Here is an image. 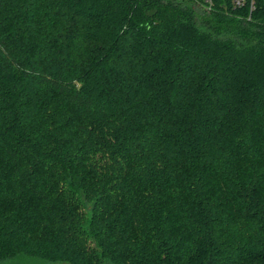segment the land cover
Masks as SVG:
<instances>
[{"label": "trees", "instance_id": "1", "mask_svg": "<svg viewBox=\"0 0 264 264\" xmlns=\"http://www.w3.org/2000/svg\"><path fill=\"white\" fill-rule=\"evenodd\" d=\"M0 0V264H264V0Z\"/></svg>", "mask_w": 264, "mask_h": 264}, {"label": "rangeland", "instance_id": "2", "mask_svg": "<svg viewBox=\"0 0 264 264\" xmlns=\"http://www.w3.org/2000/svg\"><path fill=\"white\" fill-rule=\"evenodd\" d=\"M12 264H64V263H55L40 258L26 256L15 260L14 262H12Z\"/></svg>", "mask_w": 264, "mask_h": 264}, {"label": "built area", "instance_id": "3", "mask_svg": "<svg viewBox=\"0 0 264 264\" xmlns=\"http://www.w3.org/2000/svg\"><path fill=\"white\" fill-rule=\"evenodd\" d=\"M204 1H205L206 3H208L207 6H209V4L211 3V0H204ZM246 1H247V0H233L234 5H235V6H238V7L243 6V5L245 4ZM248 1H249V4H248V6H249V10L251 11V10L254 9V0H248Z\"/></svg>", "mask_w": 264, "mask_h": 264}]
</instances>
